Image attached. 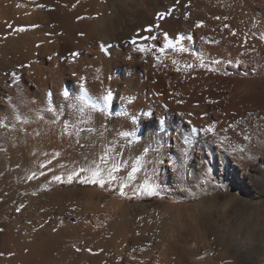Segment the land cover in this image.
<instances>
[{"label":"bare ground","instance_id":"6f19581e","mask_svg":"<svg viewBox=\"0 0 264 264\" xmlns=\"http://www.w3.org/2000/svg\"><path fill=\"white\" fill-rule=\"evenodd\" d=\"M197 23L203 26L198 28ZM262 36L264 0H0V123L5 125L0 127V176L10 180L6 186L13 193L27 198L21 216L47 215L41 208L42 212L29 209L42 197L60 204L67 193L82 192L86 206L56 213L79 217L74 224L62 222L56 238L72 237L78 243L74 245L85 244L98 234L93 217L114 199L81 181L92 179L97 165L107 178L113 162L121 165L120 175L129 174L139 159L141 172L145 178L150 175L162 195L182 199L222 190L214 198L226 200L224 209L216 211L222 230L213 238V231L202 238V246L190 249L181 263L166 246L177 239L170 240L161 229L139 245L122 249L113 264H264V156L253 149L226 156L217 147L224 141V147L244 148L245 134L253 142L254 120L264 114ZM81 86L98 102L110 92L107 110L85 109L83 119L74 115L62 93L70 90L75 96ZM145 113L151 114L150 120L141 119ZM209 126L214 135L207 136L215 143H204L203 133L193 137V145L176 139L190 135L193 127ZM133 129L134 136L118 135ZM182 146L190 157L183 161V174L177 175L171 160L162 161L170 156L180 165ZM204 157L219 164L214 178H205L196 164ZM73 172L80 174L69 183ZM56 175L62 182L55 180ZM238 210L242 215L233 217ZM231 225L243 231L230 233ZM26 232L16 235L22 248L7 245V264L53 263L58 256L39 248L46 242L41 234L29 235L34 246L25 248L30 243L25 242ZM85 257L81 264H107L95 253ZM68 262L62 260L72 264Z\"/></svg>","mask_w":264,"mask_h":264},{"label":"rangeland","instance_id":"374dc122","mask_svg":"<svg viewBox=\"0 0 264 264\" xmlns=\"http://www.w3.org/2000/svg\"><path fill=\"white\" fill-rule=\"evenodd\" d=\"M237 120H238V118H237ZM240 120L241 119H239L238 121H240ZM254 122H255L253 124L254 130L257 129V131H256L254 137L252 138L253 142L247 141L243 152H245V151L253 152L256 150L257 152H259V154L264 156V114L258 116L254 120ZM252 149H253V151H251ZM256 151L254 153H257ZM236 153L241 154L239 151H237ZM247 159H248L247 163H250L251 160L249 158H247ZM141 171H142V168L140 166V170L138 172H136L138 175H136V173H134L133 174V180L132 179L129 180L126 178L128 176L127 173H124V175H120V174H123V173H121L123 171L120 169V171H118L115 175H117L118 177H122L123 179H118L116 182H112L110 184H107L106 187H104V188H101L99 186V184H95V185L93 184V190L102 192L105 195H107L108 197L113 198L114 200L112 199L113 201H110V200L106 201L105 204H103L101 206L102 212L99 215L100 217L99 216H97L95 218L93 217V220L95 221V224H96L95 227L98 230V232H97L98 234H96L94 237H92L85 244L84 243L80 244V246L74 245V244H78V243H77V240L73 239L72 237H70L71 239H68L66 236H62V239H61V237L56 238V236H59L58 235V231H59L58 228L60 227V225L62 226V224H63L62 222L66 223V224H74L76 222V220H78L79 217H77V218L72 217V216H60L59 217V215L57 216L56 213H58L60 211H64V210H66L67 212H74V210L79 209V208H83L84 206H86L87 205L86 204L87 202L85 200L86 198L84 197V195H82L83 194L82 192L80 193L78 191L76 193L75 192H72V193L70 192L69 194L67 193V195L65 196L66 199L63 197L64 201H63V203H60V204L52 203L53 198L42 197V199H41L42 202L39 199L36 202L37 205L32 206L29 209L34 208V209H37V211H38L41 208V210L43 212L41 210L39 212H42V213L47 212V215H44L42 217H23V216H21V213L27 209V204H24L23 201L27 198L24 197L23 195H20V193H13L11 191L12 188H10L9 186L7 188V186H6L10 183V180L6 179L5 176H3V177L0 176V236H1L0 237V264H7V260L9 258L8 257L9 255L7 256L8 249H9V248H7V245L10 244L11 246L9 245V247L13 246L11 248L13 250L19 249L20 245H19V243L16 242V240H17L16 235H17V233H20L21 231L22 232L20 234L23 236H25V232L27 231L26 235H28V236L26 237L25 242H28L30 240V243L28 242V244L26 245L25 248H28V245L30 246V248L32 246H34L35 240H34V238H32L33 239L32 240L31 237H33L35 235H40V234L42 235V238L46 242H45V244H43L39 248H42V249L48 248L47 250H51L54 255L56 254V257L58 256L56 258L58 260H56V259H55V261L52 260L53 263L51 261H49V262H51V264H63L62 260L64 262L69 261L72 264H78V262L80 261L79 264H81L83 262H86L85 256H90V255H93L94 253L100 257H104L107 264H113L116 261V259H118L120 252H122L124 249H126V247L130 248L133 245H139L140 240L148 239V237H154L151 235H154L158 231H161V229L163 230L161 232H164V230H165V233H167V235H168V233L170 234V237H171V239L169 237L170 240L177 239L174 241L172 240L173 241L172 243H170L171 241L169 242V240H168L167 241L168 244H166L167 242H165V244L168 247V250L170 249L169 252L172 251V253L176 255L174 259L175 260L178 259L179 262L180 261L182 262L184 260L185 256L188 258L190 249L195 248L197 245L202 246L201 244L204 241L203 239L206 238L208 235H210L211 234L210 232L213 231V233L211 234V237L209 236L210 238H213V236L215 237L216 234L217 235L219 234L217 231L222 230V228L221 229H219V228L223 222H219V220L217 218L218 217L217 212H221L222 208L224 209L225 206H223V205H225L224 202L226 200L223 199V197L222 198L219 197L216 200L214 198H215V196L221 195L222 190L215 189L212 192H209L208 194L191 193L182 199H173L170 195H167V194L162 195V193L157 189V187L152 185V179H151L150 175L147 174L148 177L145 178L146 173L141 172ZM0 172H1L0 175H3V171L0 170ZM139 172L141 174H139ZM140 176H141V179L139 178ZM1 177L3 179L5 177V179L3 180ZM105 179H107V178H105ZM5 181L6 182L8 181V182L6 183ZM145 181H147V185H145V183H144ZM120 183H127V185H128V187L124 188V190H123L125 193V195H123V196L120 195V191H119ZM148 185L155 187V194H149L148 191H145V187L146 186L149 187ZM261 188L264 189V186H262ZM67 190H68V188H62V191H64V192ZM7 192H9V193H7ZM204 196H206V197H204ZM83 197H84V199H83ZM243 197L245 198L244 195H243ZM8 198H10V199H8ZM36 198H40V196H38ZM204 198H206L205 199L206 201L204 200ZM211 199L213 200L214 204H211V202H212ZM84 200L86 203L84 202ZM181 200H183V201H181ZM208 200H210V201H208ZM45 202H47V203H45ZM202 202H205V203H203V205H202ZM194 204L195 205L197 204V206L201 204L200 205L201 208L199 206L196 207ZM107 205H108V207H107ZM182 205H184L186 207H184ZM204 205H206V206H204ZM166 206H174L175 208L171 209V208H168ZM25 207H26V209H25ZM42 208H45V210H43ZM212 208H213V211L211 212ZM17 209H19V211ZM107 209H109V210L107 211ZM192 212H194L195 214ZM239 213H241L240 210H238L237 214L234 215L233 217H237V215ZM192 214H193V216H192ZM239 215L241 216L242 214H239ZM240 216H238V217H240ZM47 217H49V218H47ZM50 225H52V226L54 225L56 228H53L52 226L50 227ZM231 226L232 227H230L231 229L229 230L230 233H238V232L243 231L242 229L236 228L233 225H231ZM211 227H212V229H211ZM214 227H215V229H214ZM164 228H166V229H164ZM154 231H156V232H154ZM224 231H227V230L225 229ZM46 232H47V234H46ZM56 232H57V234H56ZM147 232L151 233V234L149 235ZM4 233H5V235L7 234L6 237H5ZM49 233L50 234L53 233V234L50 235ZM54 233H55V235H54ZM60 233L61 232L59 231V234ZM11 234H12V236H11ZM175 235H176V237H175ZM9 236H10V238H9ZM12 237H13V239H12ZM28 237H30V238H28ZM45 238H47L48 240ZM50 238H53V239H50ZM65 238H66V240H65ZM5 239L10 240L8 244H5L6 242H8V240L5 242ZM12 241H15V242H12ZM62 241L63 242L65 241V242L63 243ZM106 242H107V244H106ZM191 242L192 243L195 242L196 244L194 243L192 246ZM32 243H33V245H30ZM124 243L127 246L125 245V247H124ZM65 244H67V245L64 246ZM105 244L108 246H106ZM186 244L189 246H187ZM169 245H170V248H169ZM49 247H51V249H49ZM52 247L53 248L57 247V249L55 248L54 249L55 251H54L52 249ZM59 247H63V249L59 248ZM5 248H6V250H4ZM20 248H22V246ZM33 248H35V247H33ZM106 248H107V250H106ZM187 248H188V250H186ZM66 249L68 251H66ZM56 251H57V253H56ZM58 251H59V253H58ZM60 252H63V253H60ZM65 252L67 253V255H65L66 254ZM178 252H180V253L177 254ZM184 253H185V255H184ZM60 254L62 257L60 256ZM76 254H80V256L82 254V256L85 258H83V257L78 258ZM64 255L66 256V258ZM108 255H109V257H108ZM157 256H159V254H157ZM60 257L62 258V260L60 259ZM49 262H48V264H49Z\"/></svg>","mask_w":264,"mask_h":264},{"label":"snow or ice","instance_id":"6c2138e0","mask_svg":"<svg viewBox=\"0 0 264 264\" xmlns=\"http://www.w3.org/2000/svg\"><path fill=\"white\" fill-rule=\"evenodd\" d=\"M179 2V0H177V3ZM203 25L201 23H197L196 27H202ZM17 31H24V29L22 28H18ZM150 31V30H149ZM154 39V38H153ZM261 39H264V36L261 37ZM165 40H168L167 35H165ZM132 44H136L137 41L136 40H132L131 41ZM103 45L101 46L102 50H103ZM167 47L171 48L173 47L171 41L168 42ZM140 51H144V49H140ZM163 51V50H162ZM180 52H184V48H180L179 49ZM175 63V61H174ZM188 67H191L190 65ZM211 70V69H209ZM62 97L64 100L69 101V103L66 105V107H70L73 110V114L74 115H78V117L80 119H83L84 117V113H85V109H89L92 112H100L103 113L107 110L108 108V104L112 99V94L109 92L105 95H103V97L101 98L100 102H98L97 100L93 99L91 96L88 95V93L83 89V87L81 86L79 94L72 96L70 94V90H66L62 93ZM211 102V101H210ZM49 111H55V109L49 107L48 108ZM151 119V114L145 113L144 117H141V119ZM90 119V117H89ZM133 124H135L136 122V117L133 116L131 117ZM0 127H5V125L3 123H0ZM231 128V125L229 126ZM89 131H92V129H89ZM203 133V140L204 143L209 144V143H215V140H210L207 136V134L209 133H213V129L211 126L207 127V128H202V129H198V128H191L190 129V135L188 136H183V137H176L177 141H182V144H186V145H193L194 141H193V137H201V134ZM165 134L166 130H165ZM119 136L127 138L130 136H134L135 135V130L133 129L132 131H122L118 133ZM214 135V133H213ZM243 140L245 141H249L250 140V136L245 134L243 136ZM199 141L197 140L196 143H198ZM218 148H222L223 152L222 154L226 155V156H231L234 155L237 151L239 152H243L244 148H235V147H224V141H220V144L217 145ZM145 151H147V149H145ZM192 151H195V147L192 148ZM181 164L177 165L176 160L171 159V157L169 156L167 159H164L162 162L167 164L168 160H171V165L170 168L173 172H175L177 175H182L183 174V161L189 159L190 157V153L182 146L181 150ZM117 155H119V152L117 150ZM101 160H106L105 156H101L100 157ZM115 159V158H113ZM142 161L137 159L135 161V164L132 166L131 168V173L128 174L127 179L131 180L133 179V174L138 172L140 170V166H141ZM197 166L200 168L201 172L203 173L205 178H214L215 173L217 172L218 168H219V164H215L213 163V161L208 160L207 157L201 158L200 160H198L196 162ZM121 169V165L117 164L115 162L112 163V166L107 169V179H105V177L101 174V169L100 167L97 165L95 167L94 170H92V179H90L89 181H81L82 183L85 182H89L92 184H99V186L101 188L106 187L107 184H110L112 182H116L118 179H123L122 177H118L117 175H115V173H117L118 171H120ZM85 171V169L81 168L80 172ZM80 172H73L68 176V182L71 183L73 176H78L80 174ZM153 172H155V168L153 169ZM33 176H35V173H33ZM98 177V179H97ZM29 179H32V176L29 177ZM55 180L56 181H60L62 182V177L59 175L55 176ZM211 182V181H209ZM145 185H147V181H145ZM128 187L127 183H120L119 185V191H120V195L123 196L125 195L124 193V188ZM219 187H224L223 185H219ZM145 191H148L149 194H155V187L154 186H149V187H145ZM19 211V209H17Z\"/></svg>","mask_w":264,"mask_h":264}]
</instances>
